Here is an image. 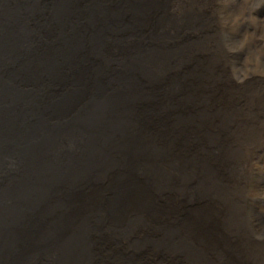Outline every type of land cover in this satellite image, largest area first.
<instances>
[{
  "label": "bare ground",
  "instance_id": "obj_1",
  "mask_svg": "<svg viewBox=\"0 0 264 264\" xmlns=\"http://www.w3.org/2000/svg\"><path fill=\"white\" fill-rule=\"evenodd\" d=\"M256 1L0 0V264H264Z\"/></svg>",
  "mask_w": 264,
  "mask_h": 264
},
{
  "label": "rangeland",
  "instance_id": "obj_2",
  "mask_svg": "<svg viewBox=\"0 0 264 264\" xmlns=\"http://www.w3.org/2000/svg\"><path fill=\"white\" fill-rule=\"evenodd\" d=\"M255 9L259 11L258 13H262L264 11V3L260 0L255 2ZM261 10V11H260ZM256 12V11H255ZM260 84V83H259ZM262 86V85H261ZM264 87V84H263ZM262 87V91H264V88Z\"/></svg>",
  "mask_w": 264,
  "mask_h": 264
}]
</instances>
